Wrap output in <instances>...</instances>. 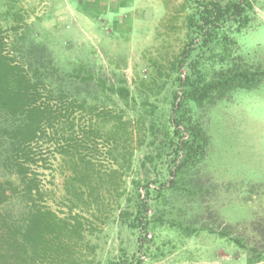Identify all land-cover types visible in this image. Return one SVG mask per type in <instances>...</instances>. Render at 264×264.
Wrapping results in <instances>:
<instances>
[{"label": "rangeland", "instance_id": "374dc122", "mask_svg": "<svg viewBox=\"0 0 264 264\" xmlns=\"http://www.w3.org/2000/svg\"><path fill=\"white\" fill-rule=\"evenodd\" d=\"M190 13L185 0H0V26L16 37L18 49L46 47L54 67L71 74L69 89L96 104L97 114L123 109L133 131L114 144L117 160L113 144L88 143L82 150L94 162L92 187L99 188L92 197L85 189L75 204L66 193V159L55 152L66 143L51 132L40 143L49 159L41 170L49 208L82 222L80 235L63 236L67 246L58 264L121 262L124 252L138 264H264V83L215 105L186 101L178 79L189 73L191 60L176 66ZM251 17L235 39L249 65L264 67V0L254 1ZM120 87L127 98L112 94ZM80 123L76 140L94 141ZM193 126L208 144L200 163L181 167L170 135L179 128L187 137ZM139 195L147 204L142 215ZM226 228L256 245L263 259L222 238L218 232Z\"/></svg>", "mask_w": 264, "mask_h": 264}, {"label": "trees", "instance_id": "16d2710c", "mask_svg": "<svg viewBox=\"0 0 264 264\" xmlns=\"http://www.w3.org/2000/svg\"><path fill=\"white\" fill-rule=\"evenodd\" d=\"M185 1L191 5L187 18L188 41L182 62L178 61L176 66H182L185 59L191 60L189 73L178 79L185 89L184 99L202 107L215 105L237 91L260 88L264 83V67L249 65L235 39L250 25L255 0ZM8 33L0 26V264H36L48 260L58 264L67 246L63 244V236L80 235L82 222L76 217L62 219L49 208L41 173L47 170L45 164L49 159L41 151L40 143L46 142L50 132L58 144L66 143L55 152L66 159L70 174L65 181L66 193L75 204L74 200H84L85 189L89 188L92 197L99 188L92 187L94 162L82 150H89L88 143L113 144L110 153L114 152L117 160L121 153L114 144L119 145L123 136L124 141L129 140L133 131L123 109L97 114L96 104L77 89H69L67 78L71 74L54 67L46 47L32 44V50L22 52L16 37ZM24 45L29 47L30 43ZM50 63L52 68L48 66ZM54 76L60 81L53 82ZM111 92L121 99L128 95L125 87L111 88ZM76 122H81L78 126L82 134L93 137L96 143L76 140ZM188 132L185 137L178 128L170 135L177 146L175 153L181 167L200 163L208 144L200 127L193 126ZM99 180L104 185V179ZM145 207L147 204L139 195L137 215H142ZM138 218H133L132 224ZM218 233L255 259H263L258 247L251 246L247 239L231 236L227 228ZM123 259L108 264L139 263L137 257L128 258L125 252Z\"/></svg>", "mask_w": 264, "mask_h": 264}]
</instances>
